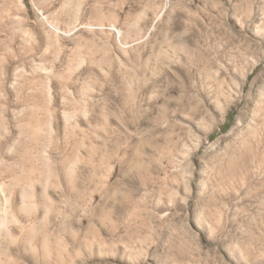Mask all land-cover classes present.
<instances>
[{
	"label": "rangeland",
	"instance_id": "obj_1",
	"mask_svg": "<svg viewBox=\"0 0 264 264\" xmlns=\"http://www.w3.org/2000/svg\"><path fill=\"white\" fill-rule=\"evenodd\" d=\"M0 264H264V0H0Z\"/></svg>",
	"mask_w": 264,
	"mask_h": 264
},
{
	"label": "bare ground",
	"instance_id": "obj_2",
	"mask_svg": "<svg viewBox=\"0 0 264 264\" xmlns=\"http://www.w3.org/2000/svg\"><path fill=\"white\" fill-rule=\"evenodd\" d=\"M28 32V31H27Z\"/></svg>",
	"mask_w": 264,
	"mask_h": 264
}]
</instances>
